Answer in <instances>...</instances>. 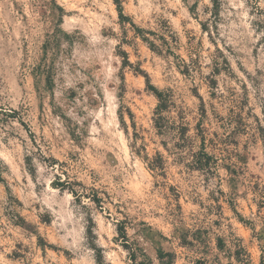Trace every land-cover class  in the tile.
Returning a JSON list of instances; mask_svg holds the SVG:
<instances>
[{
  "label": "clouds",
  "instance_id": "1",
  "mask_svg": "<svg viewBox=\"0 0 264 264\" xmlns=\"http://www.w3.org/2000/svg\"><path fill=\"white\" fill-rule=\"evenodd\" d=\"M0 264H264V0H0Z\"/></svg>",
  "mask_w": 264,
  "mask_h": 264
},
{
  "label": "rangeland",
  "instance_id": "2",
  "mask_svg": "<svg viewBox=\"0 0 264 264\" xmlns=\"http://www.w3.org/2000/svg\"><path fill=\"white\" fill-rule=\"evenodd\" d=\"M69 2V5L71 6L72 4V0H68ZM196 7V5L194 4L192 6V8L190 9V11L194 10ZM71 19H75V17H71ZM173 21L175 23H177V25L179 24V21H178V18L176 16L173 17ZM146 51H149V50H145L143 47H141L139 44L137 45V49L135 52H132V51H126V56L128 58L129 61H131L132 59H134L135 55L137 53H140V54H145ZM140 68L142 69L143 73H146L148 76H149V82L151 84H153L156 88H158L160 85H162L163 81L160 80V73L158 70H155L151 64H149L147 61L140 65ZM124 79H125V83L126 85L130 84L132 87H135V88H142L144 86V76L142 74H132V73H128V72H125L124 73ZM222 84H221V81L219 79V77H217L216 81H215V87L219 88L221 87ZM198 93H199V96L202 100L205 99V96H204V88L201 87L200 89L197 90ZM128 93H126L127 95ZM199 98V97H197ZM147 99V97H146ZM141 102L139 100L136 99L135 95H133V102L129 105V112H131L132 114V118L134 119L135 117H137L139 115V112H140V108L138 107V105H140ZM127 119V117H126ZM203 143H207L206 139L203 141ZM204 151L207 153V148L204 149ZM218 203H220V206H221V210L224 211V214L225 215H231V210H230V207L229 205L225 204L224 202L222 201H219ZM242 204H244V208H245V211H247V204L246 202H241ZM180 204H181V207L184 211H187L188 208L190 207H193L190 203L189 204H185L184 203V200L183 198L180 199ZM148 219V218H146Z\"/></svg>",
  "mask_w": 264,
  "mask_h": 264
},
{
  "label": "trees",
  "instance_id": "3",
  "mask_svg": "<svg viewBox=\"0 0 264 264\" xmlns=\"http://www.w3.org/2000/svg\"><path fill=\"white\" fill-rule=\"evenodd\" d=\"M149 83H150V82H149ZM150 85H151L152 88L156 89V87H155L153 84L150 83ZM198 97H199L200 100H202V99L200 98V96H198ZM206 156H207V153H206L205 151H203L202 154H201V159H202V161L204 160V158H205ZM207 159H208V164L211 165V157H208Z\"/></svg>",
  "mask_w": 264,
  "mask_h": 264
}]
</instances>
